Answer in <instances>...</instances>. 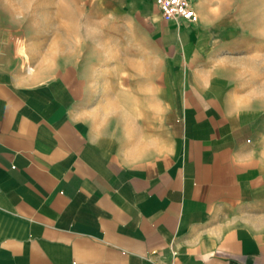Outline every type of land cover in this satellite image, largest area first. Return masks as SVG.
Returning <instances> with one entry per match:
<instances>
[{
  "label": "crops",
  "instance_id": "1",
  "mask_svg": "<svg viewBox=\"0 0 264 264\" xmlns=\"http://www.w3.org/2000/svg\"><path fill=\"white\" fill-rule=\"evenodd\" d=\"M119 1L161 60L167 142L148 159L94 146L89 125L111 126L73 63L17 84L0 59V264H264V131L199 79L203 4L176 25L152 0Z\"/></svg>",
  "mask_w": 264,
  "mask_h": 264
},
{
  "label": "rangeland",
  "instance_id": "2",
  "mask_svg": "<svg viewBox=\"0 0 264 264\" xmlns=\"http://www.w3.org/2000/svg\"><path fill=\"white\" fill-rule=\"evenodd\" d=\"M199 1L209 36L198 62L199 79L207 89L224 96L232 115L247 120L257 117L264 131V113L244 111L248 97L237 95L240 88L236 84L237 80L250 83L252 66L264 65V25L255 22L250 11L264 15V8L249 0ZM28 8L36 23L32 25L29 19L19 30L7 26L0 16V32H8L0 38L6 74L22 84L39 74L52 73L65 62L73 63L92 120L99 127L114 128L119 121L134 129L132 139L115 141V145L126 153L142 155L139 146L143 143L136 137L143 135L144 129H136L126 102H131L136 118L144 115L146 106L159 110L157 94L163 82L162 63L149 43L144 16L119 0H29ZM160 99L164 100V91ZM147 127L155 129L162 124L149 121ZM260 148L264 160L262 138Z\"/></svg>",
  "mask_w": 264,
  "mask_h": 264
},
{
  "label": "clouds",
  "instance_id": "3",
  "mask_svg": "<svg viewBox=\"0 0 264 264\" xmlns=\"http://www.w3.org/2000/svg\"><path fill=\"white\" fill-rule=\"evenodd\" d=\"M250 3L255 4L260 8H264V0H249ZM29 0H0V16L5 18V23L7 26H12L22 29L24 25L32 20V25L36 22L31 16L28 15ZM254 17L255 22L264 25V15L255 9H250ZM8 32H0V38L5 37ZM147 63V61H146ZM251 78V82L248 83L247 80H237L236 84L240 88L237 95H243L248 97V103L244 111L252 113H264V65L256 64L252 66L251 71L248 74ZM155 83V82H154ZM156 87H159L157 84ZM163 90L157 94V98L160 102V109L157 110L154 107L146 106L143 111L144 115L136 118L133 111V106L131 102L127 103L128 114L132 115L135 120L136 129H144V134L137 136L143 144L146 151L145 159L155 156L157 153L154 151L158 146L167 142V137L165 135H158V132H163L162 127L155 129H150L147 127L149 121L154 122L156 125L163 124V118L166 117V113L163 112L164 101L160 99ZM90 132V143L94 146H99L101 140H115L120 143L121 140L128 141L133 138L134 129L126 127L123 122L117 127L110 128L108 135L94 136L92 134V127L89 125ZM119 137V139H118ZM264 139V135L261 137ZM264 151V149H262Z\"/></svg>",
  "mask_w": 264,
  "mask_h": 264
},
{
  "label": "built area",
  "instance_id": "4",
  "mask_svg": "<svg viewBox=\"0 0 264 264\" xmlns=\"http://www.w3.org/2000/svg\"><path fill=\"white\" fill-rule=\"evenodd\" d=\"M157 6L161 17L176 25L193 24L198 16L194 8L197 0H152Z\"/></svg>",
  "mask_w": 264,
  "mask_h": 264
},
{
  "label": "bare ground",
  "instance_id": "5",
  "mask_svg": "<svg viewBox=\"0 0 264 264\" xmlns=\"http://www.w3.org/2000/svg\"><path fill=\"white\" fill-rule=\"evenodd\" d=\"M29 6V5H28Z\"/></svg>",
  "mask_w": 264,
  "mask_h": 264
}]
</instances>
